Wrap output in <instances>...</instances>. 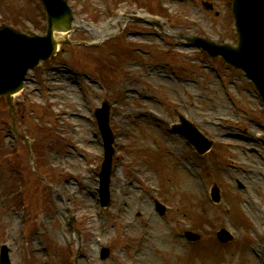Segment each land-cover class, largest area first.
<instances>
[{
    "label": "rangeland",
    "instance_id": "rangeland-1",
    "mask_svg": "<svg viewBox=\"0 0 264 264\" xmlns=\"http://www.w3.org/2000/svg\"><path fill=\"white\" fill-rule=\"evenodd\" d=\"M179 1L158 0L159 4L164 2L170 5L166 13L173 15L171 21H174V25L163 18L161 20L163 27L157 29L155 34H147L148 30L143 28V25L134 26L128 39L136 45L135 47L144 49L146 54L132 52L130 50L132 45L126 42L125 45L120 43L117 49L114 44H110L103 49L86 53L81 48L64 47L55 60L52 59L42 64L40 69L28 75L25 90L15 96L14 113L18 130L25 131L27 134L28 132L33 133L40 140V143L35 145L38 155L37 167L31 164L22 144V147L18 149L20 156L13 157L3 141L2 134L5 133L3 129L5 127L1 124L4 118L7 119L8 107L5 100L0 98V245L7 244L10 249L9 258L13 264H66L67 251L64 243L74 249L79 246L80 249L89 250L88 254L80 260L81 264H131L128 259L131 246L129 241L134 240L138 231H129L123 235L119 228L112 229L117 225L116 221L122 219L119 208L124 199L120 202L121 196L129 202V197L123 194V188L131 186L130 183L133 184L132 189L135 190L134 197L130 201L131 207L127 206L130 211L126 216L128 219L133 220L138 217L139 212L132 211V206L134 203L139 204L136 197L141 198V194L144 195V203L140 206L145 205L154 212L153 202L156 195H146L143 192L146 187L148 193L151 194V185L154 183L153 186L160 189L158 196L163 201L172 204L174 210L177 209V204L182 205L179 212L169 215L172 224L175 223L174 217H183L191 220L195 228L203 231L201 239L195 245L188 246L181 240L174 242L172 246L170 245L172 238L168 232L159 234V229L166 227L157 218L154 219L151 226V230L154 229V231L151 234L149 250L143 254L144 257L139 256L138 264H264V252L261 247L253 245L254 236L251 235L253 232L249 221L245 224V228L249 226V231L242 238L238 237L234 242L226 245L218 243L210 233V229H215L220 225L219 218H224L222 223L227 226L233 227L234 225L238 228L240 225L243 226L245 212L248 211V205L252 202L259 201L264 208V131L262 126L264 124L250 128L244 113L240 111L238 117L242 119V123L238 129L228 128L225 125L219 129L217 127L221 126L204 125L201 122L202 118L212 114L231 115L230 106L222 95L220 82L214 76L221 71L223 64L185 46L177 38L179 34H198L203 29L213 39L235 44L236 34L233 30L229 0H206L213 5L211 11L198 5L203 0H198V3L195 0L193 4L189 2L182 4ZM69 2L77 19V33L71 38L81 36L88 41L96 39L97 35L99 37L102 33H98L100 27L98 22H92L93 26H91L89 20L90 18L97 20L103 18L98 9L100 6L114 4L118 7H126L135 3L152 6L154 2L155 7L158 6L156 0H69ZM39 6L36 0H0V23L10 22L17 24L19 27L14 26L20 30H33V27L40 25L39 21L42 22ZM178 10L181 11L179 16L176 15ZM184 16L196 19L189 23ZM169 25L178 28L173 29ZM169 31L171 34L167 37L165 34ZM173 41H179L181 45L173 47L171 46ZM109 48L115 50V57H105L104 51ZM130 58L140 61L142 67L144 64L155 66L169 75L171 69H175L178 71L179 82L166 80L157 82L153 78L148 80L144 75L147 66L143 70L142 77L135 75L130 72L131 69L135 70L134 66L128 65L133 61L128 60ZM199 59H203L200 62L204 66L213 65L216 68L215 74L198 66ZM47 66L57 69L49 70V76L55 78L49 90L44 89V84L41 83L42 71ZM67 68L85 69L91 75L101 74L106 77L105 80L100 76L108 91L104 92L96 85L95 87L89 86L87 80L84 81V85L92 90L90 93L86 89L83 91L79 83H70L65 80L67 75L64 71ZM183 68L188 69L186 73L182 70ZM224 74L228 79H236L233 85L225 81V86L231 90L230 94L236 99L238 106L251 112L256 118L262 117L260 102L252 85L242 75H235L233 70H225ZM186 76L196 78L199 84L182 82L181 80H184ZM202 78L204 79L201 80ZM125 84H129L132 89L137 92L142 91L152 98L161 96L160 100L163 103L158 105L150 100L148 102L136 101L132 106L124 105L123 112L131 111L134 107H145L143 109H151L155 112L159 110L163 116L162 121L169 123L176 119L174 109L169 106L170 101H177V103L179 101L181 105L178 109L184 114L188 112L190 119L198 125L199 129L213 137L218 143L208 154L207 160L203 161L205 164L200 165L199 161H196V165L199 166L198 170L207 167L204 170L205 182H198L183 173L182 169L175 166L174 161L164 155V149L169 148L182 157L188 153V149L179 139L163 137L161 131L163 122H156L161 126L160 129L155 126L154 128L151 120L142 121L130 135L128 122H125L124 128L121 127V121L116 113V120L112 123L116 132L120 134L117 146L124 147L127 139V147L123 152L128 155L129 160L118 161L109 187L111 200L109 210L102 211L96 191L98 170L96 172L93 168L99 165L101 160V143L98 137L90 135L91 123L87 117L91 118V111L100 104V100L113 99L118 96V88ZM94 94H99L98 98L101 99L95 100ZM30 106L34 112L24 116ZM44 111L45 116L43 117ZM39 121L42 127L40 130L35 128L38 127ZM52 126L54 132L53 128H50ZM242 128H248L245 139L234 137L222 139L224 132H231L235 136L241 134ZM53 137L61 140H58L59 144L52 146V163L62 173H65L64 176L61 174L64 193L62 189L55 190V193L62 191L64 198L54 195V191L51 195L39 183L40 173L49 174L42 156L43 140ZM223 143H230L231 146L224 148ZM14 148L17 150V147ZM248 148H253L255 151L249 153ZM64 149L69 154L64 156L62 152L56 153V150L63 151ZM143 156L149 159V165L152 168H150L153 180L151 185H148L144 178L138 181L136 180L137 175L131 176L128 173V167H130L128 161L131 160L138 165V160H141ZM233 161L235 165L242 167L234 168L226 165L227 162ZM235 178H239L246 185L243 192L233 188ZM212 183H218L224 193L225 207L222 210L218 208L215 211L213 206L208 204L207 187ZM205 184L208 186L206 185L204 190ZM18 185H23V201H18V197H15V188ZM20 205L25 207L24 215H21ZM67 209H70L74 217L70 226ZM95 213H99L98 215L103 220L102 228L95 225L94 219L90 218V215ZM246 213L251 217L255 214L252 211ZM142 221L140 219V222ZM110 224L113 226L111 227ZM234 229L239 232L236 228ZM98 239L99 242L113 247L111 248L113 253L104 262L98 260ZM125 240L128 242L126 243ZM90 243L93 246H90ZM44 247L47 252H44ZM118 249L125 252H118ZM48 254L53 256L50 260H45Z\"/></svg>",
    "mask_w": 264,
    "mask_h": 264
},
{
    "label": "water",
    "instance_id": "water-1",
    "mask_svg": "<svg viewBox=\"0 0 264 264\" xmlns=\"http://www.w3.org/2000/svg\"><path fill=\"white\" fill-rule=\"evenodd\" d=\"M54 6L63 8V2L59 0H51L48 3V22L50 28L56 27V20L54 16ZM233 15L236 19V25L239 31V21L243 32L240 33V46L235 49L233 53L234 60L240 57L241 61L246 65L249 72L263 84L264 82V54L261 49L259 33L253 24V19L250 16H242L236 12V5L233 8ZM64 18L67 20V13H64ZM41 41L43 44H49V36ZM41 45L38 44L35 38L16 35L9 30L0 32V77L3 75L8 78L11 84L15 86L0 87V91L12 92L19 88L20 80L27 67L31 66L34 61L39 59V51ZM210 52H216L218 47L207 44L205 46ZM47 51L50 53L51 48ZM14 61L12 66L8 67L9 62Z\"/></svg>",
    "mask_w": 264,
    "mask_h": 264
}]
</instances>
